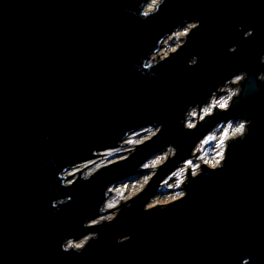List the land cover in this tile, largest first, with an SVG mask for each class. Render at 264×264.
<instances>
[{"label":"water","instance_id":"95a60500","mask_svg":"<svg viewBox=\"0 0 264 264\" xmlns=\"http://www.w3.org/2000/svg\"><path fill=\"white\" fill-rule=\"evenodd\" d=\"M139 3L0 0V264H264V82L256 79L264 71V0H166L147 20L128 11L138 12ZM185 19L200 26L150 76L140 58ZM193 55L198 63L189 67ZM239 71L248 79L231 111L185 130L187 107ZM238 117L252 121L250 131L230 145L224 167L205 166L189 179L187 198L145 211L195 142ZM153 122L161 133L128 160L61 186L64 165ZM169 143L177 156L131 207L102 227H83L109 184L140 174L139 165ZM67 196L57 211L52 202ZM88 231L100 236L82 254L61 250L65 237ZM124 234L131 239L118 244Z\"/></svg>","mask_w":264,"mask_h":264},{"label":"clouds","instance_id":"9594fccd","mask_svg":"<svg viewBox=\"0 0 264 264\" xmlns=\"http://www.w3.org/2000/svg\"><path fill=\"white\" fill-rule=\"evenodd\" d=\"M166 3V0H140L139 3V11L128 9L131 11L133 15H137L139 19L147 20L150 19L152 16L159 14L161 8ZM200 20L192 19L188 20L185 19L182 24H178L172 28L171 31L164 33L161 37L158 38L157 45L153 48L152 51L148 53L146 57H141L142 67L143 69H148L150 76H155L156 72L151 71V69L158 67L162 62L171 58L173 54H176L182 46L186 45L188 38L192 34L194 30H196L200 26ZM242 28V26H239ZM253 33L252 29H249L247 32L244 33L245 38H248ZM167 38L170 41L168 47L172 48V44H175L176 47L172 48L170 52H166L165 55L155 57L154 53H156L157 49L161 47L160 41L162 39ZM174 38V39H173ZM230 52L236 51V45H231L228 49ZM198 57L193 55L190 59H188L187 64L189 67H194L198 63ZM260 62L264 63V55L260 57ZM150 66H147L149 65ZM248 79V73L246 71H239L233 74L231 77L226 78V80L218 85L216 89L212 91V93L208 96L206 101L203 103H195L189 105L185 110L184 116L181 120V123L184 126L185 130L188 131H195L201 123L206 122L208 119L213 118L217 112L219 113H226L231 111L234 101L239 98L243 92L245 81ZM256 79L260 82H264V71L257 74ZM227 85V89L225 88ZM235 85V87H233ZM213 100H216V103H212ZM225 123L221 121L219 124ZM252 121L250 119H246L243 117L238 118H230L226 121V126L224 129V134L220 136V138L216 141L213 145L211 151L207 154L196 155V146L203 140L205 135L211 131L212 129L216 128L214 126L210 130H208L204 135H202L196 142L194 147L191 150V153L174 168L176 169L175 175L177 179L173 182L175 187L173 188L172 185L167 186V190L171 189L174 192V196L172 199L167 203L162 204H151V198L145 203L144 210H154L159 206L161 210L166 208L167 206L171 205L174 202H179L185 198H187V184L189 179H195L199 177L204 172V167L209 171H216L224 167L225 162L227 160L228 152L230 145L235 143L237 140H244L250 131V125ZM163 125L158 122H153L152 124H147L139 129H129L123 134L121 139L117 142L115 146H107L104 148L94 150L93 158H88L84 160H80L77 162H73L68 165H64L62 170L57 173V178L61 179V186L62 187H70L72 186L77 179H83L85 181L91 179L98 171L115 165L120 162H124L128 160L132 155L135 154L138 147L144 146L146 143L151 142L154 138L161 133ZM231 129V132H228V129ZM151 129V132L147 133V139L145 137H141V141L139 143H134L129 140L130 133H137L141 130ZM47 139V137H46ZM123 148L121 149V146ZM118 149L119 154L113 155L109 153L110 159L104 163L103 167L100 164L95 165V167L86 169V170H78L80 172L79 175H76L71 182L67 181V175L69 171L73 169L78 163L87 160L96 159V153L100 152L101 150L107 149ZM167 151L170 159H167L165 163L162 165H157L155 169L151 173L146 171L145 165L147 164L148 160L155 159L161 152ZM234 151V149H233ZM178 154V149L174 144H167L163 150L156 152L155 154L149 156L143 163L139 165V170L143 174L137 175L135 178L131 179L133 184L136 183V178L141 177L142 175L145 178V183L148 182V176L156 175L160 169L167 165V163L175 158ZM193 159H195L196 163H192ZM186 162L187 166H182ZM189 168L191 169L189 171ZM173 169V170H174ZM170 173V172H169ZM157 176V175H156ZM120 183H124L125 185L129 183V179H123L121 181L113 182L109 184L104 192V199L102 203L98 207V214L90 219H87L83 223L84 228H99L104 225V223H111L117 219L120 212L124 207H131V201L143 193L145 190H141L139 193L135 194H120L116 195L111 190L113 187L119 185ZM72 199L71 196H67L61 199L54 200L52 205L59 211V205L64 203L70 202ZM91 222V223H89ZM99 232L98 231H88L79 236L77 238L75 235H69L65 237L61 242V250L65 253L68 252H75L77 255L82 254L86 247L90 244L93 240L99 239ZM131 239V234H124L122 236L117 237L116 242L118 244L126 243ZM250 258H245L243 264H249Z\"/></svg>","mask_w":264,"mask_h":264},{"label":"rangeland","instance_id":"374dc122","mask_svg":"<svg viewBox=\"0 0 264 264\" xmlns=\"http://www.w3.org/2000/svg\"><path fill=\"white\" fill-rule=\"evenodd\" d=\"M174 39V38H173ZM170 41L167 40V38L162 42L161 44V48L154 53V56L157 57V54H159V56H163L165 55L166 52H170L172 50V48H175L176 45L172 44V48H169ZM158 56V57H159ZM228 87V86H227ZM227 87H225L227 89ZM233 87H235V85H233ZM212 103H216V100H213ZM226 123H222L216 126V128H214L212 131H210L204 138L203 140L196 146L195 151L199 150V152L196 155H202V154H207L211 151L213 145L216 143V141L220 138V136L222 134H224V129H225ZM151 132V129H146V130H141L139 132L136 133V136L133 138L134 143H139L142 142L141 141V137H145V139H147V133ZM228 132H231V129H228ZM123 148V147H122ZM121 148V149H122ZM111 150L110 152H108L105 155H101L99 157H97L96 159L92 160V164H90V166H88L86 169H90L95 167V165L100 164L101 166L104 165V163H106L110 157H109V153H112L113 155H117L119 154V150L118 149H109ZM168 152L164 151L161 152L155 159L153 160H148L147 164L145 165L146 171L148 173H151L153 171V169H155L158 164H161L166 158H167ZM99 158V159H98ZM192 163H196L195 159H193ZM182 166H187L186 162L184 165ZM191 170V169H190ZM176 169L171 172L160 184L159 186V192L157 194H155L152 198L150 203L151 204H162V203H167L169 202L172 197L174 196V192H172L171 189H166L168 185H172V187L174 188V181L177 179L176 175H175ZM140 174H143L142 172ZM139 175V174H138ZM137 175L129 178V183L128 184H124V183H120L119 185L115 186L112 188L111 191H113L116 195H120V194H124V195H128V194H135L138 191H140L144 186H145V178L142 175L141 177L136 178V183L133 184L131 182V179L135 178ZM152 175L148 176V180L150 179Z\"/></svg>","mask_w":264,"mask_h":264},{"label":"bare ground","instance_id":"6f19581e","mask_svg":"<svg viewBox=\"0 0 264 264\" xmlns=\"http://www.w3.org/2000/svg\"><path fill=\"white\" fill-rule=\"evenodd\" d=\"M133 138H134V134L132 133V134H130L129 135V140L130 141H133ZM123 147V145L121 146V148ZM111 150H104V151H101L100 153H104V154H102V156L103 155H105V154H107L108 152H110ZM99 156H101V155H98L97 157H99ZM94 160V159H93ZM92 162V160H90V161H87V162H82V163H79V164H77L73 169H71L70 171H69V174L68 175H70V176H68V177H70V178H73V177H75L76 175H77V170H79V169H81L82 167H84L85 165H87L85 168H84V170H86V168L88 167V166H90V164H92L91 163ZM113 192V191H112ZM114 193V192H113Z\"/></svg>","mask_w":264,"mask_h":264},{"label":"built area","instance_id":"2783aa9c","mask_svg":"<svg viewBox=\"0 0 264 264\" xmlns=\"http://www.w3.org/2000/svg\"><path fill=\"white\" fill-rule=\"evenodd\" d=\"M134 134V137L136 136V133H133Z\"/></svg>","mask_w":264,"mask_h":264}]
</instances>
